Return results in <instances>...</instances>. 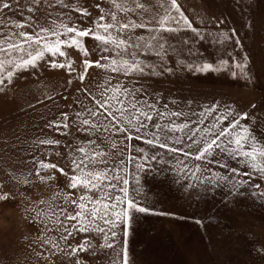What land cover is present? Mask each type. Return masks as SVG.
I'll use <instances>...</instances> for the list:
<instances>
[{
    "label": "snow or ice",
    "instance_id": "6c2138e0",
    "mask_svg": "<svg viewBox=\"0 0 264 264\" xmlns=\"http://www.w3.org/2000/svg\"><path fill=\"white\" fill-rule=\"evenodd\" d=\"M107 2L111 6L108 10L96 4L100 14L90 26L81 27L76 21L91 14L79 3L24 0L21 5L20 0L11 3L0 0V92L12 85L20 73L43 69L65 70L69 74V86L73 79L83 83L93 66L126 78L162 77L177 71L207 74L230 67L239 70V75L250 82L247 57L231 65L228 60L220 59L219 67L204 59H191L203 56L198 50L194 51L193 46L206 35L193 26L177 0H167V4L160 0L158 6L163 9L162 14L148 19L141 15L139 20L129 18L127 22L120 20L119 14L146 12V5L140 0ZM54 6L69 9V12L48 11ZM16 8L21 9L22 21L5 18V10L15 11ZM72 11L80 16L74 18ZM41 12L43 15H38ZM140 29L144 32L137 34ZM187 32L191 37L180 35ZM218 35L220 38L214 42L224 46L232 42L236 32L233 29L231 35L224 32ZM173 36L178 37L175 43L170 39ZM86 38L93 41L92 51L98 53L99 59L87 58L91 53L86 47ZM240 43L239 39L234 41L236 46ZM69 49H76L85 57L82 71L74 78L71 73L76 69L68 58ZM169 55L174 57L173 65L167 60ZM231 75L235 78L237 71H231ZM101 87L99 98L84 89L94 103L83 105L82 110L71 114L75 117L72 125L89 137L78 141L80 146L69 152L71 174L56 163L33 162L34 175L40 182L53 180V175L42 173L56 170L67 178L65 187L74 190H61L51 201L39 200L40 205H46L42 209H26L35 213L29 219L40 226L37 239L49 248L50 256L63 252L76 258L73 264H82L79 253L94 251L96 236L103 239L101 247L113 248L117 243V230L122 229L125 245L121 264H130L126 238L136 214L169 215L147 205L141 188L145 176L167 178L172 173L173 181L181 184L188 194L195 191L198 195H208L220 189L237 196L243 194V189H252L251 195L264 201V184L261 183L264 182V139L252 131L250 124L244 123L249 120L247 112H238L232 106L221 111L218 103L201 106L199 112L170 110L167 103L163 108L159 106L160 97L151 102L141 98L142 88H128L119 82L112 85L110 79ZM193 116L196 119H191ZM69 119L70 113L62 112L46 127L57 132L63 128L65 131L61 134L66 135ZM34 144L55 146L60 141L41 138ZM133 180L137 185L134 190L131 189ZM17 183L28 186L32 182L25 176ZM10 195L11 190L0 193V202L8 201ZM57 198L62 203L55 202ZM196 223L202 222L197 220ZM52 232L57 235L50 236ZM77 235L81 240L75 245L69 243L70 238L75 240ZM37 256L42 253L37 252ZM43 259L48 261L49 257Z\"/></svg>",
    "mask_w": 264,
    "mask_h": 264
},
{
    "label": "rangeland",
    "instance_id": "374dc122",
    "mask_svg": "<svg viewBox=\"0 0 264 264\" xmlns=\"http://www.w3.org/2000/svg\"><path fill=\"white\" fill-rule=\"evenodd\" d=\"M67 2L79 3L90 12V16L76 21L81 27L90 26L100 14L96 4L106 10L111 7L107 0ZM140 2L146 5L148 11L121 13L119 19L127 22L129 18L139 20L143 15L148 19L163 13L158 6L160 0ZM163 2L167 4V0ZM177 2L193 26L206 35L202 42L197 41L193 46V50H198L203 56L191 59H204L217 65L220 59H224L231 65L247 57L250 82L239 75V70L230 67L207 74L177 71L162 77L126 78L93 66L89 68L83 83L73 79L70 86L67 84L69 74L65 70L43 69L20 73L12 85L0 92V193L11 190L10 199L0 202V264H49L50 261L73 264L76 259L63 252L50 256L49 248L42 246L37 239L40 226L29 219L35 213L26 209H42L46 205H40L39 200L51 201L61 190L74 191L65 187L67 178L56 170L42 173L45 176L53 175V180L40 182L34 175L33 162L46 160L56 163L71 174L70 150L74 151L80 146L78 141L89 139L87 134L77 131L72 125L75 117L71 114L82 110L83 105L92 106L94 103L84 89L97 94L99 98L98 94L103 91L101 85L110 79L112 85L119 82L128 88H142L141 98L150 102L160 97L159 106L163 108L167 103L170 110L199 112L201 106L218 103L223 111L226 106H232L238 112L249 114V120L244 123L250 124L252 131L264 139V0ZM20 3L23 5L24 0H20ZM20 11V8L5 10V18L22 21ZM48 11L63 13L69 12V9L54 6ZM38 15H43V12ZM71 15L76 18L80 13L72 11ZM233 29L236 35L232 37V42L224 46L214 42L220 38L219 32L231 35ZM143 32L142 29L137 30V34ZM209 32L212 35H207ZM180 35L191 37L192 34L187 32ZM170 39L175 43L178 37ZM236 39L241 41L239 46L234 44ZM92 46L93 41L86 38V47L91 53L87 58L95 61L99 55L92 51ZM68 52V58L76 69L71 73L74 78L82 71L85 57L76 49H69ZM167 60L170 65L174 64L172 55ZM231 71H237L235 78ZM48 96L52 99H48ZM173 100L175 104L170 103ZM62 112L70 113L66 135L61 134L65 131L63 128L57 132L52 127H46ZM41 138L57 139L60 144L37 147L34 141ZM29 172L33 175H28ZM25 176L32 183L28 186L18 184L17 180ZM136 187L133 180L131 189ZM141 188L149 207L169 215L136 214L126 238L130 264H264V201L251 195L252 189H243V194L237 196L220 189L208 195H198L195 191L188 194L181 184L173 181L172 173L167 178L145 176ZM55 202L62 203L59 198ZM197 220L202 223H196ZM117 231V243L113 248L101 247L103 239L96 236L93 239L94 251L79 253L82 264H121L125 237L122 229ZM49 235L56 236L57 233ZM81 238L77 235L75 240L70 238L69 243L75 245ZM37 252L42 256H37ZM44 256H48L49 260L45 261Z\"/></svg>",
    "mask_w": 264,
    "mask_h": 264
}]
</instances>
